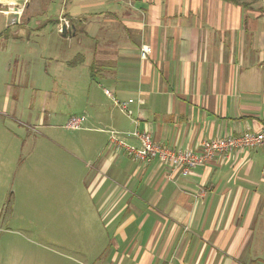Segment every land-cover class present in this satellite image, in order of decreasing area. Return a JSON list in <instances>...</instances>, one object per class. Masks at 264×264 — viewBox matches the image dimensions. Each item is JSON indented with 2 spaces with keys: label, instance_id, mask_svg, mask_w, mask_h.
<instances>
[{
  "label": "crops",
  "instance_id": "obj_1",
  "mask_svg": "<svg viewBox=\"0 0 264 264\" xmlns=\"http://www.w3.org/2000/svg\"><path fill=\"white\" fill-rule=\"evenodd\" d=\"M1 2L0 53L11 55L21 39L47 51L43 76L52 83L38 91L80 102L64 121L86 117L72 138L35 137L28 167L11 153L8 172L15 200L22 192L28 206L36 195L65 256L80 258L75 264H264V145L183 174L113 152L107 132H146L175 152L259 132L264 0ZM104 89L134 103L121 111ZM41 123L34 126L55 128Z\"/></svg>",
  "mask_w": 264,
  "mask_h": 264
},
{
  "label": "rangeland",
  "instance_id": "obj_2",
  "mask_svg": "<svg viewBox=\"0 0 264 264\" xmlns=\"http://www.w3.org/2000/svg\"><path fill=\"white\" fill-rule=\"evenodd\" d=\"M26 42L21 39L13 43L9 56L0 53V264H73L74 259L80 258L65 256L66 253L57 246L56 232L43 225L47 216L40 213L36 195L33 194L32 203L26 206L24 193H16V200L12 193L14 185L11 186V174H8L13 171L11 153L14 152L16 165H22L25 160L28 167L29 149L34 150L35 137L39 140L51 135L72 138L78 131L66 129L67 120L61 117L81 106L80 102L59 93L58 97L55 93L44 97L38 91H44L52 83L43 76L44 60L48 59L45 52H48L43 50L40 54L37 46H28ZM14 75H19V82H13ZM53 83L60 84L61 81L54 80ZM7 85L9 88L5 87ZM40 121L41 124H53L55 128L45 130L34 126ZM26 123H31V129L22 132L20 126ZM24 132L30 133V146L27 145L30 138L21 136ZM41 148L37 146L38 154L42 153ZM51 156L49 153V161Z\"/></svg>",
  "mask_w": 264,
  "mask_h": 264
},
{
  "label": "built area",
  "instance_id": "obj_3",
  "mask_svg": "<svg viewBox=\"0 0 264 264\" xmlns=\"http://www.w3.org/2000/svg\"><path fill=\"white\" fill-rule=\"evenodd\" d=\"M58 23L67 25L68 20L60 16ZM148 46H142L140 49V58L144 59L149 54ZM103 93L112 100L113 105L121 111H126L130 104L134 103L133 99L126 101L119 100L113 94L104 89ZM86 121L85 116H73L67 119L64 127L68 130H80ZM109 133L108 147L113 152H121L140 162L148 163L152 159H158L170 165L173 170L180 169L183 174H188L191 170L205 166L211 162L216 156L227 157L230 154L241 151L255 149L264 145V125L259 132L244 133L239 136H225L219 139L202 141L199 147L192 151H178L160 147L153 142L150 135L146 132L134 130L131 132H118L114 130L107 131ZM129 138L135 139L138 147L128 144Z\"/></svg>",
  "mask_w": 264,
  "mask_h": 264
},
{
  "label": "water",
  "instance_id": "obj_4",
  "mask_svg": "<svg viewBox=\"0 0 264 264\" xmlns=\"http://www.w3.org/2000/svg\"><path fill=\"white\" fill-rule=\"evenodd\" d=\"M1 1H2V0H0V8L2 7V6H1V3H2V2H1ZM6 8H7V6H6ZM69 30H70V29H69ZM71 30H72V28H71ZM71 30H70V31H71ZM61 32H62V35H63V36H65V35L69 32V31H68V28L66 27V25H63V26L61 27Z\"/></svg>",
  "mask_w": 264,
  "mask_h": 264
},
{
  "label": "trees",
  "instance_id": "obj_5",
  "mask_svg": "<svg viewBox=\"0 0 264 264\" xmlns=\"http://www.w3.org/2000/svg\"><path fill=\"white\" fill-rule=\"evenodd\" d=\"M226 1H232V2L234 1V2H236L237 0H226Z\"/></svg>",
  "mask_w": 264,
  "mask_h": 264
},
{
  "label": "flooded vegetation",
  "instance_id": "obj_6",
  "mask_svg": "<svg viewBox=\"0 0 264 264\" xmlns=\"http://www.w3.org/2000/svg\"><path fill=\"white\" fill-rule=\"evenodd\" d=\"M1 5H2V3H1ZM3 6V5H2Z\"/></svg>",
  "mask_w": 264,
  "mask_h": 264
}]
</instances>
